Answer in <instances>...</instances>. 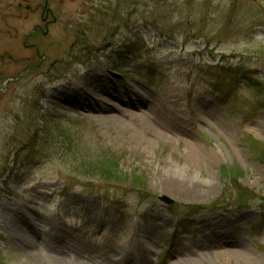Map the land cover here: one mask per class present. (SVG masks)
I'll return each mask as SVG.
<instances>
[{"label": "rangeland", "instance_id": "rangeland-1", "mask_svg": "<svg viewBox=\"0 0 264 264\" xmlns=\"http://www.w3.org/2000/svg\"><path fill=\"white\" fill-rule=\"evenodd\" d=\"M46 2L0 0V264H264V0Z\"/></svg>", "mask_w": 264, "mask_h": 264}, {"label": "trees", "instance_id": "trees-1", "mask_svg": "<svg viewBox=\"0 0 264 264\" xmlns=\"http://www.w3.org/2000/svg\"><path fill=\"white\" fill-rule=\"evenodd\" d=\"M54 132L56 130H53ZM59 131L57 133V137H54L49 133L47 136L43 138L45 141L46 146L49 144V142L55 141L57 143V159L61 161H66L68 164H71L72 167L79 173L77 174H84L86 177L89 175V173L95 172L97 173L98 180L103 182H120L122 184V177L126 179V176L124 174H121L118 172V164L117 161L110 158L108 154H103L102 152H99L98 156H89L85 151H83L81 148H79L76 144L73 143L72 138L70 137V134L66 131L57 130ZM68 160V161H67ZM222 173L224 178L227 177V172L225 168L222 169ZM227 174V175H226ZM83 175V176H84ZM137 178H133V183L131 184L134 186L135 183L139 184V181L136 180ZM136 186V185H135ZM239 190V203H241L243 200H245L244 192H240V188H237ZM248 197H246L247 199ZM243 207L244 205H240Z\"/></svg>", "mask_w": 264, "mask_h": 264}, {"label": "bare ground", "instance_id": "bare-ground-1", "mask_svg": "<svg viewBox=\"0 0 264 264\" xmlns=\"http://www.w3.org/2000/svg\"><path fill=\"white\" fill-rule=\"evenodd\" d=\"M119 99V98H118ZM91 110L93 109L94 111H97L99 114H102V119L107 121V122H113L115 125H117L118 127H124L125 126V122L123 121V119L121 118V116H125V113L122 112L121 109H119L118 107H113V105H111L110 103L109 104H106V103H96V105L94 107H91L90 108ZM127 117V115H126ZM130 119H135V118H132L130 116H128ZM139 122V133H140V137L145 139L147 135H157V132L161 131L162 129H155L153 128L152 126H150L148 124L147 121H144L142 119L138 120ZM163 136V135H162ZM136 141L138 143H141L143 141H140V139H136ZM193 153V158L197 159L198 158H201L200 156L204 153V150L203 149H200V148H197L195 150L192 151ZM176 172L178 173V175H181L183 174V172L179 169L176 170ZM181 185L175 183V182H172V181H166L164 183V188H166L168 191L170 192H178V188H181L180 187ZM232 253H234L233 251H231ZM245 257H248V256H245ZM243 261L246 262L248 261V263H252V260H248L246 258H243Z\"/></svg>", "mask_w": 264, "mask_h": 264}, {"label": "flooded vegetation", "instance_id": "flooded-vegetation-1", "mask_svg": "<svg viewBox=\"0 0 264 264\" xmlns=\"http://www.w3.org/2000/svg\"><path fill=\"white\" fill-rule=\"evenodd\" d=\"M46 0H44V6H43V9H42V11L44 12V13H42L40 16H41V18H42V20L43 21H46V20H48V16L49 15H52V13L50 12V10L47 8V6H46ZM19 6H21V5H19ZM26 9H28V10H30V7L29 6H27V7H25ZM35 11V10H34ZM46 14V15H45ZM48 22V21H47ZM49 23V22H48ZM46 26H47V24H45V28H46ZM36 29V28H35ZM37 29H39L38 28V26H37Z\"/></svg>", "mask_w": 264, "mask_h": 264}, {"label": "water", "instance_id": "water-1", "mask_svg": "<svg viewBox=\"0 0 264 264\" xmlns=\"http://www.w3.org/2000/svg\"><path fill=\"white\" fill-rule=\"evenodd\" d=\"M161 200L166 202V203H170L168 200H165L164 198H161Z\"/></svg>", "mask_w": 264, "mask_h": 264}]
</instances>
